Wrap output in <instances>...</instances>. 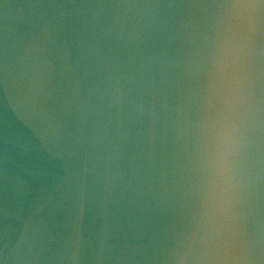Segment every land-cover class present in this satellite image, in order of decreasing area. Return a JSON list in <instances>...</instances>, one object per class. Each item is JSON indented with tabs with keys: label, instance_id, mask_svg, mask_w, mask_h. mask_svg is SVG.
Listing matches in <instances>:
<instances>
[{
	"label": "water",
	"instance_id": "95a60500",
	"mask_svg": "<svg viewBox=\"0 0 264 264\" xmlns=\"http://www.w3.org/2000/svg\"><path fill=\"white\" fill-rule=\"evenodd\" d=\"M0 264H264V0H0Z\"/></svg>",
	"mask_w": 264,
	"mask_h": 264
}]
</instances>
